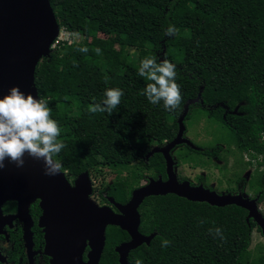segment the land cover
<instances>
[{
	"label": "trees",
	"instance_id": "obj_1",
	"mask_svg": "<svg viewBox=\"0 0 264 264\" xmlns=\"http://www.w3.org/2000/svg\"><path fill=\"white\" fill-rule=\"evenodd\" d=\"M49 3L59 29L81 36L69 43L57 41L34 71L38 98L48 101L51 116L61 130L58 140L65 147L54 158L61 161L67 177L84 170L89 176L97 175L105 167L113 172V180L101 188L92 186V193L99 202L106 200L104 195L125 202L147 175L165 176L161 154L153 152L146 157V153L152 143L160 145L174 137L184 102L198 96L199 101L189 104L183 124L189 109L201 105L229 129V144L235 150L230 145L209 149L183 144L187 153L194 164L213 152L224 159L227 153H248L255 163H242L241 156L235 158L225 180H235L239 191L249 192L264 209V170L259 169V165L264 166V0ZM169 24L177 28L175 36L165 35ZM152 55L176 65L182 102L174 111L166 110L162 102L150 103L142 94L151 81L139 76L140 63ZM108 88L123 91L118 107L111 115L90 112L89 106L102 102ZM237 165L242 169L239 174L235 172ZM250 165H254L253 171L242 178ZM219 169L226 170L227 164ZM241 209L246 212L234 204L216 206L174 193L149 195L138 206V229L155 233L148 243L129 251L128 261L264 264V251L258 247L252 254L250 250L252 229L261 233L259 226L245 215L237 219L232 216ZM216 228L222 230L225 239L215 235ZM127 238L123 229L108 225L99 264H118L113 247ZM164 239L170 241L167 247H162Z\"/></svg>",
	"mask_w": 264,
	"mask_h": 264
},
{
	"label": "water",
	"instance_id": "obj_2",
	"mask_svg": "<svg viewBox=\"0 0 264 264\" xmlns=\"http://www.w3.org/2000/svg\"><path fill=\"white\" fill-rule=\"evenodd\" d=\"M58 31L59 24L49 0H0V96L17 85L23 92L38 98L35 67L41 57L49 54ZM197 100L198 96L184 103L174 137L146 153L148 157L155 151L161 152L166 179L149 177L147 182L133 188L123 203L108 196L116 211L108 204L98 205L91 198L92 181L87 170L79 172L71 184L63 170L54 176L45 175L43 161L27 155L23 167L4 161L5 167L0 169V204L15 200L18 215L28 216L29 204L38 199L41 209L38 225L44 231L45 251L52 264H97L105 242V228L109 224L128 233L130 239L117 244L114 250L119 264H129V250L143 242L148 243L155 233L144 235L138 230V206L149 195L174 193L216 206L237 205L246 210L245 218H252L264 237V216L255 197H247L241 192L218 193L202 184L192 185L188 179L179 181L177 178L175 160L169 151L179 143L194 147L184 136L183 119L189 104ZM86 244L89 250L83 260Z\"/></svg>",
	"mask_w": 264,
	"mask_h": 264
},
{
	"label": "clouds",
	"instance_id": "obj_3",
	"mask_svg": "<svg viewBox=\"0 0 264 264\" xmlns=\"http://www.w3.org/2000/svg\"><path fill=\"white\" fill-rule=\"evenodd\" d=\"M177 28L169 24L165 35L175 36ZM87 52V48L79 49ZM101 54L99 48L95 49ZM139 76L151 81L143 91L150 103L159 104L168 111L179 108L182 102L180 85L176 83V65L167 58L158 60L155 55L148 56L140 63ZM102 102H94L89 111L107 112L111 115L120 104L124 95L120 88H108ZM60 127L51 116V108L45 98L34 97L23 92L19 86L13 85L6 94L0 96V169L8 160L17 167H23L27 155L36 160H42L44 174L54 176L61 172L62 163L54 157L65 147L58 140ZM215 235L225 239L220 228L215 229ZM170 241L162 240V247H167ZM136 264H140L139 261Z\"/></svg>",
	"mask_w": 264,
	"mask_h": 264
},
{
	"label": "rangeland",
	"instance_id": "obj_4",
	"mask_svg": "<svg viewBox=\"0 0 264 264\" xmlns=\"http://www.w3.org/2000/svg\"><path fill=\"white\" fill-rule=\"evenodd\" d=\"M101 36V35H100ZM73 40H80V35H73ZM131 50V49H130ZM184 136L189 138L191 142H194L198 145L207 146L218 144L224 148H229L230 143V131L229 129L220 123L216 118L209 116L207 110L201 106L193 105L189 109L188 117L184 120ZM232 150H235L234 145H230ZM173 158H176L179 163L174 167L175 173H179L181 175H185L188 177V180L196 181L200 174H205L207 178H205L204 185H208V182L213 184L220 192H225L224 188H229L230 190L234 188L236 182L232 181L227 183L225 178L229 176L231 171V165L234 162V159L241 155L234 154H225L223 151L221 155L225 159H217L212 158L210 160L209 157L202 156L199 158L200 160L194 164L191 159V156L186 151L185 146H179L172 150L171 152ZM192 154V153H191ZM243 156V155H242ZM241 156V157H242ZM217 162V164L214 163ZM227 164L226 170H220L219 167L222 166L223 163ZM237 165L235 167V172L239 174L242 169ZM252 166H248L244 172L242 178L246 179L247 176L252 172ZM92 186L97 188H101L106 182H110L113 180V172L109 171L107 168H102V172L91 176ZM234 179V178H233ZM142 182V180H141ZM218 182V183H217ZM96 192V190H95ZM244 195L247 197L250 196L249 192H244ZM91 198L98 203V198L95 193H92ZM260 212L263 214V205L257 204ZM246 216V212L241 209V211H234L232 213L233 218L237 219L242 216ZM260 247L262 251H264V237L262 234L254 227L251 232V243L250 250L252 254L257 253V248Z\"/></svg>",
	"mask_w": 264,
	"mask_h": 264
},
{
	"label": "flooded vegetation",
	"instance_id": "obj_5",
	"mask_svg": "<svg viewBox=\"0 0 264 264\" xmlns=\"http://www.w3.org/2000/svg\"><path fill=\"white\" fill-rule=\"evenodd\" d=\"M193 103H196V101ZM221 106L227 109V107L224 104H222ZM234 110H235V108H234ZM168 141H165L163 144H160V145L157 143H152L151 148L153 146H159V147L163 146ZM192 143L196 146L198 145L194 142H192ZM183 144L189 147V145H187L185 143H179V144L175 145L169 152L171 153L174 148L179 147V146H183ZM198 146H202V145H198ZM217 146H218V144H213V145H207V146H202V147H208L209 149H212V148L215 149ZM194 150H196V149H194ZM155 152H158L161 154V152H159V151H155ZM218 152L221 154L222 151L219 150ZM242 155H243L241 157L242 163H247L249 160H251L253 163H255V160L250 158L248 153L243 152ZM161 156H162V154H161ZM205 157H207V156H205ZM214 157L217 159H221L217 154H215L213 152V153H211L209 158L211 160ZM162 158H163V156H162ZM174 160H175V167H176V165H178V164H176L177 159L174 158ZM163 161H164V159H163ZM215 163L217 164V162H215ZM253 168H254V165L252 166V170H253ZM259 169L264 170V166L259 165ZM164 174H165V161H164ZM176 175H177V178L179 181L184 180V179H188V177L185 175H181L179 173H176ZM65 176H66V174H65ZM158 176H160L163 180L166 179V174L163 177L162 174H160V173H157L156 176L153 178H156ZM242 176H243V173H242ZM75 177H71V176L67 177L66 176V178L69 180V182L71 184L73 183V179ZM149 177H152V176L147 175L145 178L142 179V182H140V184L138 186L147 182ZM205 178H207L205 176V174H200V176L198 177V179L196 181H193V180H189V181H190V184H192V185L202 184L203 186H205L209 189H213L216 192L220 193V190H218L215 186H213V184L208 182V185H204L205 184L204 183ZM234 186L235 187L229 191L226 188H224L225 192H230V193L241 192V191H239V187H240L239 183H236ZM241 193H243V191ZM130 194H131V191H130ZM104 196H105L106 200L102 201V202H99V200H98V205L108 204L116 211L117 209L108 201V196H110V195H104ZM129 197H130V195H129ZM128 198H127V200H128ZM138 212H139V210H138ZM40 214H41V209L38 205V199H35L33 202H31L29 204V206H28V216L29 217L26 214L18 215L17 203L15 200H5L0 204V264H52L50 255H48L45 251L44 231L42 230V227H40L38 225V217ZM139 214H140V212H139ZM107 226H106V228H107ZM138 227H139V225H138ZM106 228H105V231H106ZM139 232L141 234H144V235L151 233V232L143 233L140 230H139ZM127 235H128V233H127ZM129 239H130V237L128 235L127 239L119 241L117 244H119L123 241L129 240ZM116 245H114V247ZM114 247H113V249H114ZM88 250H89V246L86 244L84 247L83 253H82V259L83 260H86V254H87ZM117 261H118V254H117ZM127 261H128V254H127ZM128 263L132 264L129 261H128ZM97 264H99V261ZM118 264H119V261H118Z\"/></svg>",
	"mask_w": 264,
	"mask_h": 264
},
{
	"label": "built area",
	"instance_id": "obj_6",
	"mask_svg": "<svg viewBox=\"0 0 264 264\" xmlns=\"http://www.w3.org/2000/svg\"><path fill=\"white\" fill-rule=\"evenodd\" d=\"M73 35L66 29H59L57 35L55 36L52 44L50 47L54 46L57 41H66V42H71L73 39Z\"/></svg>",
	"mask_w": 264,
	"mask_h": 264
}]
</instances>
